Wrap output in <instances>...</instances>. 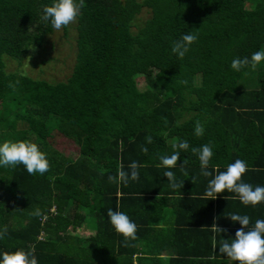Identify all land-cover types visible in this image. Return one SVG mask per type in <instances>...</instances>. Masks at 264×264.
I'll return each instance as SVG.
<instances>
[{
    "label": "trees",
    "instance_id": "obj_1",
    "mask_svg": "<svg viewBox=\"0 0 264 264\" xmlns=\"http://www.w3.org/2000/svg\"><path fill=\"white\" fill-rule=\"evenodd\" d=\"M53 2L0 0V144L36 143L50 164L43 175L28 174L22 164L0 167V230H8L0 259L34 249L38 264H134V258L138 264H239L220 259L222 239L211 227L227 229L228 216L238 214L254 216L251 229L264 220V202L245 206L227 191L209 200L205 192L237 159L247 164L242 182L264 187V61L254 71L231 68L233 59L264 49V0H85L66 81L7 73L3 57L21 64L55 31L42 19ZM143 13L149 16L134 32ZM61 31L66 42L68 27ZM189 33L198 40L180 59L173 42ZM197 121L202 137L194 132ZM18 123L26 128L18 130ZM182 141L189 149L181 150L176 168H164L160 156H170L173 143ZM209 143L212 176L205 177L191 149ZM133 161L141 165L138 181L109 182ZM184 161L187 175L180 170ZM169 170L184 181L182 189L169 186ZM59 176L73 187L53 180ZM74 188L88 197L77 203ZM37 208L42 217L32 215ZM109 208L136 224L135 247H124ZM90 211L95 233L82 243L74 231ZM163 238L171 239L165 251Z\"/></svg>",
    "mask_w": 264,
    "mask_h": 264
},
{
    "label": "clouds",
    "instance_id": "obj_2",
    "mask_svg": "<svg viewBox=\"0 0 264 264\" xmlns=\"http://www.w3.org/2000/svg\"><path fill=\"white\" fill-rule=\"evenodd\" d=\"M85 7V0H54L51 6H46L43 9L44 15L42 19L50 21L53 29L59 31L72 23H74L80 15L81 9ZM198 40L196 34H185L181 39L174 41L172 45V52L180 59H183L189 52L191 46ZM31 58V57H29ZM264 61V49L254 52L251 58H235L231 62V68L240 72L249 66L254 71L257 66ZM183 83H187L184 81ZM9 87H14L12 84ZM197 137L204 135V127L197 121L194 129ZM148 144H151L152 137H146ZM173 153L169 155L160 156L161 165L166 169H174L180 160L181 150L187 151L189 144L187 141L173 143ZM141 150L147 153V148L142 146ZM192 153L196 155L200 162L201 174L205 177L212 176V172L208 171L210 161L213 157L212 147L205 144L199 148H192ZM23 165L28 174L40 175L45 174L50 170L49 161L46 154L41 152L36 143L30 141L11 142L6 141L0 144V167H12ZM184 161L183 166L180 167L181 172L187 175L185 171ZM130 171H125L123 165L118 169L116 176H109L110 183L117 185L123 184L127 186L131 181L139 180V171L141 167L137 162L133 161L129 164ZM218 171V169H217ZM247 172V164L245 161L237 159L234 163L227 166L224 172H218L207 185L205 197L209 200H216L218 196L224 192L237 194L241 203L245 206H256L264 202V187L256 186L242 182L243 176ZM164 176L168 178L169 186L173 190L182 189L184 181L177 182V178L173 171H165ZM192 183L195 184V178H192ZM237 196H225L226 200L236 199ZM160 198L157 197V200ZM119 203H117V209ZM32 215L34 217H42V211L37 208ZM107 217L110 219L111 225L115 231L124 237V247H135L132 241H136L137 226L130 220L128 215L121 211H113L112 208L107 210ZM234 223L238 222L242 227L236 231V238L234 240H222L219 246V253L226 255L230 261L239 262V264H264V220L258 219L255 222L254 228L249 229L250 218L247 215L231 214L228 216ZM213 231L220 229L216 223L211 227ZM247 230V231H245ZM7 227L0 230V239H3L7 234ZM213 254L216 247V239L213 237L212 241ZM215 255V254H214ZM0 264H38V260L34 255V249L29 251L18 250L14 253L4 252Z\"/></svg>",
    "mask_w": 264,
    "mask_h": 264
},
{
    "label": "rangeland",
    "instance_id": "obj_3",
    "mask_svg": "<svg viewBox=\"0 0 264 264\" xmlns=\"http://www.w3.org/2000/svg\"><path fill=\"white\" fill-rule=\"evenodd\" d=\"M246 6L248 5L246 4ZM148 16L149 15L143 13L135 20L134 24L137 27L133 28L134 32L141 28L143 22ZM74 23L67 26L68 39L66 42L63 39V35H61L62 31L55 30L52 34L45 37L40 48L36 50H34L35 48H32L31 51H34L29 52L28 56L21 64L9 60L7 57H3V61L6 65V72L17 71V73L25 75L31 79H43L50 83L66 81L73 70L77 53ZM146 73L150 75L152 74V71L147 70ZM193 83L195 86H198L199 79L195 77ZM16 127L18 130H22L26 128V125L18 123ZM53 180L68 187H73V185L63 176L55 177ZM74 190L75 193L79 195L77 203H80L82 199L88 197V194L81 189L74 188ZM87 216L89 219L82 225L83 227L81 226L80 229L74 231L75 236L82 243H85V240L95 233V221L92 211H90ZM169 245L170 240H167L166 246L168 247Z\"/></svg>",
    "mask_w": 264,
    "mask_h": 264
},
{
    "label": "crops",
    "instance_id": "obj_4",
    "mask_svg": "<svg viewBox=\"0 0 264 264\" xmlns=\"http://www.w3.org/2000/svg\"><path fill=\"white\" fill-rule=\"evenodd\" d=\"M249 218L251 220L254 219V216L250 215ZM174 219L172 217H168L166 222H173ZM242 226L241 225H236V223H231L229 222L228 225H224L222 228H227V229H222L223 231H219V238H221L222 240L223 239H228L229 235L232 236V238H234V233H236V231L238 229H240ZM251 228H254V225H251ZM247 231V230H245ZM228 233V234H227ZM167 240H170V244H171V239L170 238H163L160 240L159 242V245H160V248L165 251L166 249H168V247H170V245L167 247L166 244H167ZM165 247V248H164ZM142 257L141 255L138 256V258ZM163 257H166V258H170L169 254L168 253H164ZM220 259H222V261H230L226 256H222ZM133 262L134 264H138L135 260V258L133 259Z\"/></svg>",
    "mask_w": 264,
    "mask_h": 264
}]
</instances>
